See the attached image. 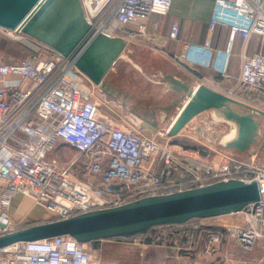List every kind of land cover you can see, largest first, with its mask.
<instances>
[{"label": "built area", "instance_id": "2783aa9c", "mask_svg": "<svg viewBox=\"0 0 264 264\" xmlns=\"http://www.w3.org/2000/svg\"><path fill=\"white\" fill-rule=\"evenodd\" d=\"M212 1L209 33L218 24L230 30V47L217 51L215 68L221 76H231L229 54L239 39L240 72L230 94L253 104L238 92H264V52L246 53L253 34L264 36V0ZM172 2L81 0L94 34L122 36L129 44L137 35L147 36L149 16L166 15ZM179 32V25L172 23L170 38L177 39ZM4 39L20 43L32 56L19 63H0V235L18 230L20 223L10 216L16 194L32 198L55 220L218 181L264 180L258 153L243 159L220 152L211 161L175 153L123 120L107 118L84 83L85 75L69 57L22 30L0 25V43ZM59 143L77 151L64 165L56 155ZM109 185L120 189L107 190ZM242 213L245 225L209 232L201 252L218 251L225 236L244 250L255 249L264 240V199ZM97 254L90 243L60 235L2 248L0 264H99ZM256 264H264V259Z\"/></svg>", "mask_w": 264, "mask_h": 264}, {"label": "water", "instance_id": "95a60500", "mask_svg": "<svg viewBox=\"0 0 264 264\" xmlns=\"http://www.w3.org/2000/svg\"><path fill=\"white\" fill-rule=\"evenodd\" d=\"M0 25L22 30L69 57L93 84L108 86L106 77L128 50L122 36L96 33L86 20L81 0H0ZM177 96L179 112L165 130L168 137L189 131L222 150L261 153L264 157V109L204 82L168 74L163 79ZM207 112L208 126L195 118ZM157 126V124H156ZM235 133L224 141L221 130ZM119 190L109 185L107 190ZM264 199V180L230 179L205 186L148 195L126 204L91 210L62 219L32 224L0 235V249L70 235L82 243L96 240H132L146 236L156 226L184 224L194 218H214L244 211Z\"/></svg>", "mask_w": 264, "mask_h": 264}, {"label": "crops", "instance_id": "0c3cea01", "mask_svg": "<svg viewBox=\"0 0 264 264\" xmlns=\"http://www.w3.org/2000/svg\"><path fill=\"white\" fill-rule=\"evenodd\" d=\"M212 11V0H173L171 8L166 15L151 14L148 19V35H137L135 40L129 44L130 48L128 47L127 51L132 49L130 53L134 54V59H132V62L129 60L127 61L136 67L139 71L138 76L141 78L142 76H146L143 74L145 70L154 76L163 74L162 76L160 75L161 80L159 82L150 79L155 85L153 94H151L153 96L152 105H148L149 110L145 112L140 110L137 105L133 104V98L139 99V96L136 97L134 94L132 95L123 91L122 86L116 82L117 76L120 74V71L118 70L116 73V70L123 69L122 67L120 68V66L117 68V64H120V61H122L123 54L106 77L108 86L95 85L87 77L84 78V83L94 90V96L101 104L102 113L107 118L123 120L127 126L133 128L135 131L156 140V135H158L159 131L156 133L150 132L147 129L148 127L143 126L144 124H141V122L136 119H141V116H145L143 119L144 123H146L148 119L153 120L154 124L150 125L155 128L159 127H156V122L161 123V120L167 121L169 118L173 120L171 117L174 110L177 108V106L174 105V100L177 95L170 90L169 84L163 80L166 75L172 74L183 80L192 81L193 86L204 82L229 94L233 90L237 80L236 78L240 72L243 46L239 39L233 42L228 64L231 76L227 78L221 76L215 68V61L218 59V50H227L230 47V30L227 26L218 24L212 34L209 33L208 27ZM172 23H177L180 27L177 39H171L169 36ZM259 37H261L259 34H253L251 36L246 47L247 54H253L258 51L264 52V46L261 48ZM9 45L11 46L7 47L6 43L1 45L0 63H19L32 56L30 52L20 45L13 42L9 43ZM140 53L156 57L161 55L165 63L163 67L159 68L157 65L147 62L146 59L145 61H141V58L139 59L137 57V55H141ZM121 65H124V63ZM121 76L122 74H120V77ZM13 78L14 76L6 77L7 80ZM141 78H139V80ZM2 84L3 80L0 81V86ZM241 93L245 92H238V96L245 100H249L257 106L259 103L264 102V92L258 94L246 92L245 95ZM139 101L140 100H137V102ZM152 111L154 112L153 114ZM146 112L149 113V116L145 114ZM170 123L171 121H169V125ZM162 130L164 129H161V131ZM186 133L187 132L183 131L180 136L193 137ZM180 136L162 138L165 143L158 142L169 144ZM183 139L180 140L179 143L181 147V141H183ZM203 145L207 148L209 147L207 146L208 142L206 140H204ZM73 150L72 147L70 148V146L63 143H59L57 146V151L62 153V160L65 164L66 161L74 155ZM193 153L192 157L194 158L200 159L205 156L207 157V155L204 156L198 152ZM214 157L215 155L213 158ZM31 199L32 198L22 196L21 194L13 196L10 214L15 221H18V218L21 217L31 222L41 217L43 214L42 207L32 202ZM239 213L242 214V212ZM240 214H228L222 216L220 219L225 222L223 225H231L241 222L240 218L234 216ZM189 223L190 222H186L185 224L174 227L166 226L168 227L166 228L167 232L165 234H160V238L162 237V239L159 243L142 239L143 244L137 243L134 240L107 239L98 240L95 243L92 242L90 243V247L93 252H111L112 250L115 251L121 249V247L128 246L126 245L127 243H133L134 248L132 249L136 252L138 250L140 252H150L151 250L159 252H201L208 242V235L206 234L208 230L205 228H197L198 223ZM171 230H173V232H170ZM229 243H233L235 246L241 248L239 244L232 240H229ZM260 243L264 244V240H261ZM225 252H230V250H225Z\"/></svg>", "mask_w": 264, "mask_h": 264}, {"label": "rangeland", "instance_id": "374dc122", "mask_svg": "<svg viewBox=\"0 0 264 264\" xmlns=\"http://www.w3.org/2000/svg\"><path fill=\"white\" fill-rule=\"evenodd\" d=\"M11 42H13L17 45H20V43H18V42H14L12 40L4 39L0 43V49H1V45L3 43L4 44L6 43L7 47H10L11 45H9V43H11ZM259 43L261 44V48H263L262 46H264V36L259 37ZM4 46H6V45H4ZM130 50H132V49H130ZM130 50L125 51L123 58L121 59L122 61H120V64H117V68H118V66H120V68L122 67L123 69H117L116 70V73L119 70L120 74H122L121 77H120V74H119V76H117L116 82L122 86L123 91L130 93L132 95L134 94V96H136V97L139 96L138 97L139 99L133 98V104L137 105L140 110L145 112V111L149 110L148 105H150V104L152 105V102H153V96L151 94H153L155 85L152 81H150V79L159 82L161 80V76L163 74H159L158 76H154L153 74H149L148 71L145 70L143 74H145L146 76H142V78L139 77L138 76L139 71L136 69V67L131 65V63L129 62V61L132 62V59H134V56H133L134 54L130 53L131 52ZM7 51H9V50H7ZM0 54H1V52H0ZM140 54L141 55L140 56L137 55V57L139 59L141 58V61H145V59H146L147 62H150L154 65H157V67H159V68L163 67V65L165 63L163 61L164 58L161 55L156 57V56H151L148 54L146 55L144 53H140ZM127 60H129V61H127ZM122 63H124V65H121ZM139 78H141L140 79L141 81L139 80ZM86 86L88 87L87 84H86ZM235 86H236V83L234 84V87ZM92 91L94 92V90H92ZM241 92L249 93L250 91L242 90ZM245 93H241V94L245 95ZM250 93L253 94L252 92H250ZM230 95H232V94H230ZM232 96H234V95H232ZM137 100H140V101L137 102ZM258 107H261L262 109H264V102L259 103ZM178 109H179V107L177 106V108L174 110V112L172 114V117H171L172 119L179 112ZM145 114L147 116H149L148 112H146ZM207 117H208L207 112L201 114L199 116V118H195L192 121V123H190V126L191 125L194 126L197 122L200 124H205V126H208L209 123L207 122ZM140 118L141 119L138 118L136 120L137 121L139 120V122H141V124L143 123L144 124L143 126L148 127L147 129L150 132L156 133L157 131H159L160 134L158 133V135H156L157 136L156 141L165 143L164 139H162V138L168 137L167 134L165 133V130L167 129V127L169 125V121H172V120H170V118L167 121L161 120V123L159 122L156 126V127H158V126L159 127L155 128V127H151V125L147 121H146V123H144L143 119L145 118V116L144 117L141 116ZM263 128H264V122H263ZM161 129H164V130L161 131ZM227 131H228V129L226 127H224L221 130L222 133H225ZM185 132H187L186 134H190L193 137H184V136L179 135L180 137H178V138H185V139H183L184 141H181V142H184L182 144L192 145L194 142H198L204 148H207L205 145H203V143H204L203 138L195 135L192 132H189V131H185ZM167 145H169L175 151V153L177 152L178 154L187 155L189 157H192L194 154L193 150L183 149L179 144L169 143ZM207 146H209L208 148H209V150H211L210 152L213 155H216L217 153H220V152H227L229 154L235 155V156H237L239 158H243V159L248 158V155H249V152L240 153V152H237L235 150H222L220 146L211 144L210 142H208ZM73 152H74V155L68 161H66V163L69 162L73 157H75L77 155V151L75 149L73 150ZM56 155H57V159L59 161V164H61V165L65 164V162H63V160H62V156H63L62 153L57 151ZM258 155H259V157H261V156L263 157V155H261V153H259V152H258ZM263 160H264V157L262 159V162L264 165ZM97 180L99 181L100 177L97 176ZM31 200H32V202L36 203L33 199H31ZM38 206H40V205H38ZM40 207H42V206H40ZM42 209H43V214L41 215V217L38 220H34V221L30 222V221L26 220L25 218H21V217L18 218L17 222L20 223L19 226H26V225L29 226V225H32L33 223L36 224V222L41 223V222L52 220L49 217L50 213L46 212L44 207H42ZM236 214H240V213H236ZM10 216L12 217L11 214H10ZM234 216H237L238 218L241 219V222L235 223V224L241 225V226L245 225V221L243 219V213L240 215H234ZM220 218H222V216L214 217V218H205V219L194 218L188 222H190L189 224L198 223L197 228H199V229L205 228L206 230H208L207 233L205 232L208 235L209 232H214V231H217V232L222 231L223 232L225 230L226 226H228V225H223V224H225V222L221 221ZM199 224H201V225H199ZM205 226H207V227H205ZM163 230L164 229L162 228V226H156L151 231V235L154 236V239L156 240V242L160 241V239H158V238H160V234L163 233ZM229 240H230V238H226V236H225L223 238L222 247L218 251L211 252V253H206V252H159V251H153V250H151L150 252H140L138 250L136 252L132 249V248H134L133 243L132 244L127 243L126 245H128V246L121 247V249H119V250H115V251L112 250L111 252H97L98 253L97 259H98L99 264H256L264 258V244L263 243L262 244L260 243V245L257 246L255 249L248 251V250H244L243 248H239V246H235L233 243L230 244ZM137 243L143 244V241L140 240V241H137ZM228 249L230 250V252H225V250H228Z\"/></svg>", "mask_w": 264, "mask_h": 264}, {"label": "trees", "instance_id": "16d2710c", "mask_svg": "<svg viewBox=\"0 0 264 264\" xmlns=\"http://www.w3.org/2000/svg\"><path fill=\"white\" fill-rule=\"evenodd\" d=\"M183 138H178V139H176V140H173L172 141V143H175V144H179L180 142V140H182ZM184 141V140H183ZM180 145V144H179ZM181 145H182V147L183 148H185V149H191V150H193L194 152H198V153H201V154H203L204 156L205 155H207V157L205 158V157H202V158H200V159H202V160H208V161H211L212 160V158H213V154L210 152L211 150H209L208 148H204L200 143H198V142H194L192 145H185V144H182V142H181ZM177 153V152H176ZM185 224V223H184ZM177 225H181V224H169V225H163L162 226V228L164 229L163 230V234H165L166 232H167V229L166 228H168V227H174V226H177ZM166 226H168V227H166ZM22 227H25V226H18V229H20V228H22ZM155 228V227H154ZM153 230V228L149 231V233L146 235V236H143V237H141V239L142 240H147V241H149V242H153V241H155V243H159V242H156V240L154 239V236L153 235H151V231ZM170 232H173V230H171ZM149 237V238H148ZM158 239H162V237L161 238H158ZM119 240H121V239H119ZM98 240H96V241H92V242H97ZM126 241H128V240H126ZM91 242V243H92Z\"/></svg>", "mask_w": 264, "mask_h": 264}, {"label": "bare ground", "instance_id": "6f19581e", "mask_svg": "<svg viewBox=\"0 0 264 264\" xmlns=\"http://www.w3.org/2000/svg\"><path fill=\"white\" fill-rule=\"evenodd\" d=\"M235 133V128L232 127L230 131H228L225 136H224V141L229 140L230 138H232V136Z\"/></svg>", "mask_w": 264, "mask_h": 264}, {"label": "flooded vegetation", "instance_id": "af4514ba", "mask_svg": "<svg viewBox=\"0 0 264 264\" xmlns=\"http://www.w3.org/2000/svg\"><path fill=\"white\" fill-rule=\"evenodd\" d=\"M154 112L152 111V114H153ZM151 115V114H150ZM149 124H151V125H153L154 123H153V120H150V119H148V121H147ZM155 122V121H154ZM156 124H158V122H156ZM259 159H260V161L262 162V159H263V157L261 156V157H259ZM264 161V160H263ZM263 163V162H262Z\"/></svg>", "mask_w": 264, "mask_h": 264}]
</instances>
